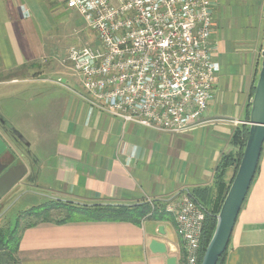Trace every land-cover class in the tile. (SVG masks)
I'll use <instances>...</instances> for the list:
<instances>
[{"label": "crops", "instance_id": "crops-1", "mask_svg": "<svg viewBox=\"0 0 264 264\" xmlns=\"http://www.w3.org/2000/svg\"><path fill=\"white\" fill-rule=\"evenodd\" d=\"M263 8L264 0H213L219 71L218 93L204 118L209 122L171 135L93 110L83 95L39 99L45 92L42 85L70 77L63 64L70 48L64 51L62 43L71 30L78 36L85 26L65 0H0V90L28 83L36 89L30 98L34 108L19 107L15 113L18 129L0 111L7 127L18 133L17 148L7 138L15 151L0 158V204L17 194L8 212L23 195V186H30L28 191L45 202L53 195L78 204L132 206L150 200L216 198L218 167L223 158L237 155L233 137L250 117L261 64ZM78 26H84L82 31ZM88 40L85 37L77 47ZM223 87L229 93L234 87L232 97ZM235 120L242 124H233ZM233 168L224 177L227 183ZM79 212L81 217L41 219L23 228L19 264H166L169 257H177V264L184 262V242L172 216L134 221L128 214L130 219L119 220ZM152 240L165 244L167 254L153 253ZM223 264H264V146Z\"/></svg>", "mask_w": 264, "mask_h": 264}, {"label": "built area", "instance_id": "built-area-1", "mask_svg": "<svg viewBox=\"0 0 264 264\" xmlns=\"http://www.w3.org/2000/svg\"><path fill=\"white\" fill-rule=\"evenodd\" d=\"M65 5L92 35L65 59L91 109L171 135L209 122L204 118L219 71L213 0H65ZM165 211L184 242L185 263L200 264L205 212L188 197L169 201Z\"/></svg>", "mask_w": 264, "mask_h": 264}, {"label": "rangeland", "instance_id": "rangeland-1", "mask_svg": "<svg viewBox=\"0 0 264 264\" xmlns=\"http://www.w3.org/2000/svg\"><path fill=\"white\" fill-rule=\"evenodd\" d=\"M263 18L261 23V40L263 43L264 39V8L262 12ZM80 25H84L79 23ZM85 26V25H84ZM84 26H78L80 31H82V28ZM77 30V29H76ZM221 30V29H220ZM84 33H80V35H76L74 30H71L70 33L66 36L64 39L62 46L64 48V51L68 50L69 48L73 46H80L85 42V37L92 36L91 33L86 30V27L83 29ZM90 40V39H89ZM88 40V41H89ZM69 51V50H68ZM63 64H66L64 61ZM68 65V63H67ZM65 65V71L68 76H63L61 78H54L56 81L54 82H48L45 85H42L45 89L44 94L39 97L42 101H47L50 98H53L54 96H73L72 98L79 97L81 95L85 94V90L83 89L81 83L79 82V79L71 73L70 69ZM72 77V79H71ZM35 85L28 84H19L17 87H12L11 90H0V111L1 115L5 117V119H10L12 124L16 129H18V114L15 115L16 112H18V108L21 107L22 109H33L35 105L31 103L30 98L33 95V92L36 91L34 88ZM31 88V89H30ZM30 89V90H29ZM39 89V88H37ZM223 90L228 97H232V92L234 91V87L232 88V91L229 93L225 87H223ZM219 88V92H220ZM217 88L215 87V94H217ZM236 95V94H235ZM13 96V97H12ZM28 100L29 104L25 105V101ZM242 106V103H241ZM15 115V116H14ZM237 117L243 116L244 114H237ZM3 119V120H5ZM27 144V143H26ZM29 144V143H28ZM21 187V186H20ZM21 189H23V195H18V201L12 206V208L7 212V209L12 205L14 202V199L16 198V195H10L7 199V196L3 198V202L0 204V227H3L5 230H9L10 232L15 230V232H12L14 234V237L20 236L23 228L26 226H29L30 224L35 223V221H39L41 219L44 220H50V221H56V220H62L69 216L73 217H81L82 212L79 211H90L89 209L92 208L91 206L95 205H115V207H125L126 213H130L131 210H133L132 205H123V204H116V203H83L78 204L75 202H72L69 198L59 197L53 195L48 201H44L39 196L30 193L28 189H30V186H23ZM14 196V197H13ZM16 201V199H15ZM44 204V205H43ZM42 205V206H41ZM106 214H109L107 210L103 211ZM78 214V215H77ZM18 225V226H17ZM17 226V227H16ZM16 227V229H15ZM6 230V231H7ZM10 250L8 253H5L4 256H0V264L8 263V264H14V258L15 255ZM9 255V256H7Z\"/></svg>", "mask_w": 264, "mask_h": 264}, {"label": "water", "instance_id": "water-1", "mask_svg": "<svg viewBox=\"0 0 264 264\" xmlns=\"http://www.w3.org/2000/svg\"><path fill=\"white\" fill-rule=\"evenodd\" d=\"M249 112V134L244 153L221 209L216 215L215 230L205 250L201 264H218L228 250L238 216L259 166L264 146V39L261 50V64L256 77L255 91L250 99ZM7 151L12 150L0 133V158ZM159 232L163 233L164 228L160 227ZM150 250L156 254H167L166 245L158 240L151 241ZM177 261V257H169L166 264H177Z\"/></svg>", "mask_w": 264, "mask_h": 264}, {"label": "trees", "instance_id": "trees-1", "mask_svg": "<svg viewBox=\"0 0 264 264\" xmlns=\"http://www.w3.org/2000/svg\"><path fill=\"white\" fill-rule=\"evenodd\" d=\"M258 71L256 72L255 75V82L253 85V94L255 91V84H256V77L258 75ZM252 94V96H253ZM249 108H250V103H249ZM249 115L247 121L249 122ZM248 125H244L242 129H239L236 131L234 137H233V142L234 145L238 148L237 155L235 157H225L221 161L218 171H217V178L219 183V194L216 196V198L209 200L207 202L206 200L200 201L198 199H193L200 207L203 209V211L206 214V221H205V231H204V237L202 240V249H201V256H200V264L202 262L205 250L211 240V237L213 235V232L215 230L216 226V215L219 213L221 206L225 200V197L229 191L230 185L232 184L234 177L237 173V170L239 168L244 149L246 146V142L248 139ZM230 166H234L233 168V177L232 180L227 183L226 180L224 179L228 168ZM165 206L166 203L162 201H153V206L150 204V202L142 203L133 206V210L130 211V213H126L124 211L126 208L125 207H115V205L109 204V205H95L91 206L89 210L92 212H95L93 214H96L97 218H110V219H119V220H127L130 219L128 218L129 216H135V218H132L134 221H140L141 219H147V218H156L158 220H163L164 218H167L170 216L166 211H165ZM107 210L109 214L104 213L103 211ZM86 214V212H85ZM129 216H128V215ZM18 226V225H17ZM16 226V227H17ZM15 227V229H16ZM7 230V229H6ZM3 227H0V256H4L5 253H8L10 250L15 255V257L12 259L14 260V264H19L18 258H17V251H18V241H19V236L14 237L13 231H6ZM227 253V251H226ZM226 253L222 256V258L219 260L218 264H223ZM9 256V255H7ZM1 263V262H0ZM8 264V263H4ZM185 263V260L183 262Z\"/></svg>", "mask_w": 264, "mask_h": 264}, {"label": "flooded vegetation", "instance_id": "flooded-vegetation-1", "mask_svg": "<svg viewBox=\"0 0 264 264\" xmlns=\"http://www.w3.org/2000/svg\"><path fill=\"white\" fill-rule=\"evenodd\" d=\"M3 118L0 117V133L3 135L4 139L7 141V138H10L14 143L17 148L18 146V133L16 132L15 129L11 128L9 129L7 126L6 121L2 120ZM8 142V141H7ZM9 143V142H8ZM10 149L12 151H15V147L13 148L12 145L9 143Z\"/></svg>", "mask_w": 264, "mask_h": 264}]
</instances>
